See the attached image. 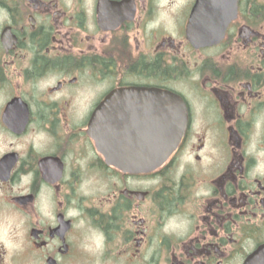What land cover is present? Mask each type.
<instances>
[{
	"label": "flooded vegetation",
	"instance_id": "af4514ba",
	"mask_svg": "<svg viewBox=\"0 0 264 264\" xmlns=\"http://www.w3.org/2000/svg\"><path fill=\"white\" fill-rule=\"evenodd\" d=\"M152 90L179 101L185 131L159 168L126 171L119 147L156 114ZM253 258L264 0H0V264Z\"/></svg>",
	"mask_w": 264,
	"mask_h": 264
},
{
	"label": "water",
	"instance_id": "95a60500",
	"mask_svg": "<svg viewBox=\"0 0 264 264\" xmlns=\"http://www.w3.org/2000/svg\"><path fill=\"white\" fill-rule=\"evenodd\" d=\"M152 92L156 94L158 102L156 114L152 115V120L147 127L140 126L141 128L137 127L133 130L131 142L127 147H119V149L129 152L125 155V161L118 164L124 167L126 171L139 170L138 168L142 167L146 169L159 168L177 148L185 131V123L183 122L184 108L179 101L173 98L172 107L168 108V104L170 105L171 103V97L160 90H153ZM91 135L96 141L97 147L101 150L102 126L99 114L95 116L92 122ZM149 149L153 151V156L151 160L147 158L146 162H143L140 160V156L142 157L144 151Z\"/></svg>",
	"mask_w": 264,
	"mask_h": 264
}]
</instances>
